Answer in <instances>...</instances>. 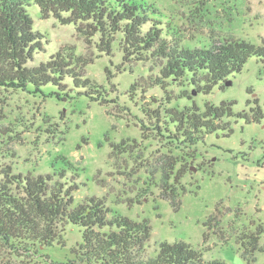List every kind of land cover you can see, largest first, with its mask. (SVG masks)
<instances>
[{
	"label": "rangeland",
	"instance_id": "1",
	"mask_svg": "<svg viewBox=\"0 0 264 264\" xmlns=\"http://www.w3.org/2000/svg\"><path fill=\"white\" fill-rule=\"evenodd\" d=\"M149 1L164 14V23L172 25L184 46H210L232 37L264 45V0ZM29 12L34 29L47 43L34 64L48 61L68 45L79 54L93 51L97 56L75 25L43 19L34 4ZM112 49V56L96 57L85 74L103 86L114 102L92 100L88 90L75 88L69 77L64 82L66 92L51 84L43 87V93L0 89V165L36 176L72 169L68 175H78L76 203L87 197L103 198L118 214L150 222L148 256L155 255L161 242L182 240L203 251L208 260L264 264V232L256 251L241 242L245 233H255L259 226L264 231V120L247 124L235 117L226 119L232 130L229 135L219 130L204 135L194 146L174 142L167 134L154 139L159 132L151 130L150 124L152 115L168 122L171 111L193 103L204 110L206 104L234 102L236 114H248L258 100L264 109V62L250 58L241 73L210 95L179 85H171L166 93L141 79L150 77L152 70L158 73V68L151 63H125L118 43ZM137 79L142 89L132 92L131 99L128 92ZM187 93L190 99L184 98ZM123 142L126 152L121 153L123 149L116 147ZM186 155H190L186 166L180 161L172 169L184 173L180 186L172 189V195H178L177 204H172L168 199L172 191L162 189L163 168ZM210 218L213 222L208 226ZM64 239L65 247H47L34 259L9 264H66L72 248L82 243V231L70 225Z\"/></svg>",
	"mask_w": 264,
	"mask_h": 264
},
{
	"label": "trees",
	"instance_id": "2",
	"mask_svg": "<svg viewBox=\"0 0 264 264\" xmlns=\"http://www.w3.org/2000/svg\"><path fill=\"white\" fill-rule=\"evenodd\" d=\"M33 4L39 7L43 19L53 18L62 26L75 25L78 35L90 50H96L97 56L93 51L90 55L79 54L74 46L68 45L48 61L34 64L36 55L45 50L47 43L45 36L34 29L35 22L29 12ZM164 18L149 0H0V89L43 93V87L51 84L66 92L64 82L69 77L75 88L88 90L92 100L102 104L114 102L103 86L86 76L85 69L96 57L112 56L115 43L125 63H151L154 69L158 68V73L152 70L150 77L141 79L151 81L149 86L166 93L171 85H179L191 88L195 94L210 95L215 87H223L231 76L241 73L250 58L264 62V45L241 38L232 37L203 47L184 46L172 25L164 23ZM141 79L131 85L128 92L131 99L132 92L142 89ZM142 91L145 93V88ZM184 98L191 97L187 93ZM234 104H206L202 110L193 103L181 111H171L168 122L164 123L152 115L155 123L150 121L151 130L159 132L154 139L167 134L174 142L194 146L204 135L219 130L229 135L232 130L226 119L235 117L247 124L264 120V109L258 100L256 109L248 114H236ZM144 126L149 130L148 125ZM125 145L121 143L116 150L126 152ZM187 158L190 155L177 157L174 163L164 166V192L180 186L184 173L181 175L182 169L172 173V169L180 161L186 166ZM68 172L72 169L25 175L11 166L0 165L1 262L30 260L40 256L41 249L65 247L66 229L73 225L82 231V243L72 248V257L66 264H228L223 259H206L203 251L182 240L161 242L155 255L148 256L150 222L118 214L103 198L87 197L76 203L78 175L70 177ZM172 177L174 183H170ZM172 194L173 191L168 199L177 204L178 195ZM211 222L213 218L207 225L211 226ZM261 232L264 231L259 226L257 232L245 233L241 238L243 247L252 246L256 251Z\"/></svg>",
	"mask_w": 264,
	"mask_h": 264
}]
</instances>
